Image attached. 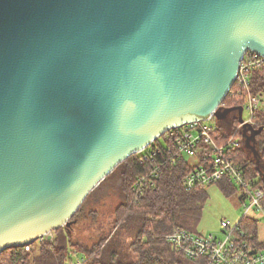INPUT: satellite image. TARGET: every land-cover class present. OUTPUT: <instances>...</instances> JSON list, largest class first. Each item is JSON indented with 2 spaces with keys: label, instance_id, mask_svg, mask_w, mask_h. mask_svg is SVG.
I'll return each mask as SVG.
<instances>
[{
  "label": "water",
  "instance_id": "1",
  "mask_svg": "<svg viewBox=\"0 0 264 264\" xmlns=\"http://www.w3.org/2000/svg\"><path fill=\"white\" fill-rule=\"evenodd\" d=\"M264 0H0V253L70 225L168 129L221 110ZM247 129L250 134H247Z\"/></svg>",
  "mask_w": 264,
  "mask_h": 264
},
{
  "label": "trees",
  "instance_id": "2",
  "mask_svg": "<svg viewBox=\"0 0 264 264\" xmlns=\"http://www.w3.org/2000/svg\"><path fill=\"white\" fill-rule=\"evenodd\" d=\"M239 89L234 83L220 105L221 110L244 106L245 94ZM250 93L260 102L251 125L254 130L260 129L252 142L256 156L245 145L237 111L221 120L213 118L214 137L217 144L231 137L240 139L234 159L243 167L246 178L260 185L264 182V127L260 126L264 121V68L250 72ZM246 132L250 134L248 129ZM162 145L156 140L150 148ZM150 168L151 164L140 163L138 154L130 156L88 194L69 226L52 231L55 234L52 239L45 236L30 244L28 251L24 247L5 249L0 253V264H68V251L82 255V264L202 263V259H188L166 240L167 235L178 229L194 233L200 218L204 188L186 190L182 185L183 177L194 166L187 158L180 157L162 168L153 186L147 187L142 194H135L132 190L135 182ZM224 181L219 182L224 193L235 187L230 181ZM105 205H108V212L97 210ZM84 218H90L92 225L89 227L95 233L89 238L90 246L76 239L73 241L67 230L75 220L79 222ZM240 223L248 232L249 219L241 218ZM255 225L253 223L252 227Z\"/></svg>",
  "mask_w": 264,
  "mask_h": 264
},
{
  "label": "built area",
  "instance_id": "3",
  "mask_svg": "<svg viewBox=\"0 0 264 264\" xmlns=\"http://www.w3.org/2000/svg\"><path fill=\"white\" fill-rule=\"evenodd\" d=\"M262 68L264 57L247 52L234 81L239 91L245 94L244 124L252 125V116L260 108L258 97L250 93V72ZM213 118L168 129L157 139L163 141L162 147L148 146L139 152L140 163L151 164V168L138 177L132 190L135 194H142L147 187L153 186L164 166L180 157L193 158L198 161L197 165L182 179L186 190L205 188L228 180L237 188L244 202L248 203L242 218L250 211H255L264 223V182L258 185L248 180L243 167L234 159L233 153L240 146L239 138L231 137L217 144ZM260 124L261 128L264 127V121ZM240 219L234 224L224 220L220 222L221 239L212 234L201 236L178 229L167 235L166 240L188 259H202L200 264H264V247L250 240ZM24 249L28 251L29 245L24 246ZM67 257L70 260L68 264H82L84 261L83 256L75 251H68Z\"/></svg>",
  "mask_w": 264,
  "mask_h": 264
},
{
  "label": "rangeland",
  "instance_id": "4",
  "mask_svg": "<svg viewBox=\"0 0 264 264\" xmlns=\"http://www.w3.org/2000/svg\"><path fill=\"white\" fill-rule=\"evenodd\" d=\"M243 116L246 117V113H243ZM160 142H163L162 140ZM248 176V175H247ZM205 200L201 205L200 218L197 222L196 227L194 228L195 235L209 236L213 235L218 239H221V229L220 222L222 220L228 221L231 224H234L238 219L244 214V205L239 202L240 193L235 191L232 196L226 195L223 193V190L219 183L206 186L204 188ZM248 204L247 202H245ZM106 204L109 205V201H106ZM103 205V203H101ZM108 205H105L103 208H97L100 212H108ZM90 211L86 210V213ZM252 213H249V215ZM258 227V242H264V223L260 221V218H257ZM92 225L90 218L81 219L79 222L75 220L68 232L73 237V241L79 240L88 246L92 244L89 238L94 235V231L89 227ZM54 232L50 233L49 236L52 239L54 237ZM47 236V237H49ZM49 238V239H50Z\"/></svg>",
  "mask_w": 264,
  "mask_h": 264
},
{
  "label": "crops",
  "instance_id": "5",
  "mask_svg": "<svg viewBox=\"0 0 264 264\" xmlns=\"http://www.w3.org/2000/svg\"><path fill=\"white\" fill-rule=\"evenodd\" d=\"M188 159V162L192 165V166H196L198 161L196 159H193V158H187ZM225 182V181H224ZM222 183V182H220ZM234 186V185H233ZM237 191L236 187H233V189L231 188L230 190H228L226 193V195H230L232 196L234 194V192ZM223 193H224V190H223ZM239 199V202L240 204L242 203L244 206H247V204L244 202V200L242 199L241 195L240 197L238 198ZM244 211H245V207H244ZM249 213H252L249 215ZM248 213V215L246 216V218L249 219L250 221V225H249V228L248 229V235H249V238L251 240H255V243L258 244V246L260 247H264V242H258V233H257V227H258V221H257V218H259L258 214L255 212V211H250ZM243 216V215H242ZM242 216L240 218H242ZM239 218V219H240ZM255 223V228L252 227V224Z\"/></svg>",
  "mask_w": 264,
  "mask_h": 264
}]
</instances>
